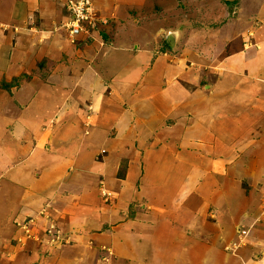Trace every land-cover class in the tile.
<instances>
[{
  "label": "rangeland",
  "instance_id": "1",
  "mask_svg": "<svg viewBox=\"0 0 264 264\" xmlns=\"http://www.w3.org/2000/svg\"><path fill=\"white\" fill-rule=\"evenodd\" d=\"M34 1L36 2L31 6L36 8L42 3V7L36 8L37 11L28 23H22L13 15L14 1L0 0V151H4L3 155L7 157L3 158L6 160L3 166L8 165L6 168H0V258L2 256L9 259L6 264H30L29 261L32 260H28V257L30 251H34L36 263L48 261L47 264H55L54 261H57L56 264H72L67 256L61 255L58 251L63 246L74 244V235L83 233L85 229L58 213L53 205L45 202L47 200L41 202L37 200L38 197L32 195L36 193L32 192L34 189L32 186L24 190L22 184L17 193L14 191V189L17 191L14 184L18 186L17 182L19 183L24 176V174H15V168L20 167L16 171L27 168L29 164L25 159L28 158L29 152L24 150L23 153L22 149L18 153L16 148L8 145V141L11 144L12 138L21 135L20 126L23 125L22 123L25 124L27 116L37 121V116L32 113L37 107L41 109L37 126L27 119L31 125L23 126L22 132L25 131L26 136H29L28 132H32L29 129L33 126L37 131L46 130L48 133L47 129H52L57 124L52 110L61 111L64 98L65 100L69 98L74 102L73 105L77 104L76 108L85 110L86 120L87 117H92V113L88 115L86 113L87 110L90 112L86 104L89 92L79 88L78 80L85 72L88 76L89 73L93 74L88 69H92L95 64L86 55L93 53L96 48L110 46L115 32L118 31V37L130 38L129 45H125L129 47V53L133 52L134 40L140 42L144 39L148 47L152 43L150 41H153L158 43V47L149 53L156 56L161 52L167 64L175 65L178 61L184 60L185 63L191 64L192 74L197 75V72L199 74L196 85L183 83L179 86L176 90L178 92L175 91L176 93L171 96L170 109L162 111L156 106L152 110L155 113L156 109V114L163 116L161 120H164L165 125L176 124L178 119L183 122V126L185 122L187 123L184 126L186 131L182 137L183 141L176 145L177 147L173 144L164 147L161 145V147L162 155L165 156L168 155L169 149L171 152L175 150L182 152L185 155L184 164L186 162L192 166L187 169L186 167L175 169L172 164L174 162L171 161L172 165L165 169L170 174L161 172L162 176L157 178V181L160 179L158 182L161 183V179L165 176L176 181L174 186L171 185L165 190L168 197L182 184L177 194L180 198L185 197L186 189L190 187L191 190L193 187L183 185L188 180L193 182L196 180L195 163L198 167L205 165L213 183V192L209 201L211 203L214 201L213 206L205 207L213 210L212 207L220 205L223 208L219 214L211 215L213 212L207 214L206 210L205 212L201 210L205 208L203 206L191 209L196 206L195 201L189 199L191 197L186 198V204L190 202L194 204L184 210L195 212L196 215L192 217L195 218L193 224L187 226V223H190V213L185 218L176 214V218H182L184 222L174 221L172 225L170 224L171 229L178 224H185L186 232L182 234L188 235V232L193 230L191 235H195L197 229L196 236L200 239L203 233L211 236H215L216 233L221 234V239L213 248L216 260L224 257L229 259V264H244L249 262L250 258L258 261L255 256L263 245L261 239L264 240V80L254 79L248 75V72L245 74L247 76L238 77L234 74L222 80L225 73L222 61L224 56L234 52L235 48H241L242 39L244 44L250 45L256 42L259 47L264 48V0H91L98 19L92 22L86 20L85 30L77 37H70L66 28H62L69 15L65 6L68 0ZM241 5L242 11L238 13ZM239 14L244 18V22L238 17ZM231 18L235 22L230 20ZM46 19H49V22L46 23ZM226 20L234 23L228 29L224 26ZM140 26L146 27L145 31ZM152 28L155 29L151 31ZM237 29L242 30L241 38H239L241 32L237 34ZM168 38L173 40L172 46L168 44ZM19 43L23 46L18 47ZM253 49L245 52L246 55L242 60L244 63L246 61H248L246 64L252 63ZM77 50H86L87 54L84 55L89 64L69 61L72 55L79 56ZM15 52L21 60L19 67L16 65L18 57L15 58L17 55ZM179 65L183 67L184 64ZM202 70L207 72V77L201 76L205 75ZM230 71L234 72L231 69ZM12 75L15 78L11 79ZM3 76L8 79H4ZM89 81L90 79H87V85ZM49 84H53L54 90ZM20 86V94L15 95L14 92H10L11 87H14L13 91ZM68 87L74 90L70 95L64 91ZM232 87L236 89L233 90ZM5 90L7 96L3 99ZM247 90L252 91L253 94L248 93ZM200 94L198 98L208 97L207 103L210 105L209 117L206 120L204 117L207 115L200 113L206 110L205 107L199 109L195 105L194 95L197 97ZM240 96H244L243 99H239ZM4 100H7L5 105L8 106L2 105L6 103ZM132 105H134L133 101H129V109ZM135 105L144 107L140 102H136ZM193 105V109L200 110L195 115L194 110H191ZM148 117L147 113L141 115L130 111L129 135H138L137 133L145 128L144 124ZM98 119L99 117H96V120L92 118L88 122L89 125L92 126L93 121ZM194 121H198L197 125H190ZM107 134L109 135V132ZM1 140H6V149L5 145H1ZM116 142L117 150L118 147L120 149L118 150L119 169L116 176L118 178L126 176L124 173L128 162L136 166V172H139L143 164L139 150L143 149L142 144L137 140H131L127 143V148L124 142ZM136 144L140 146L139 149H135L138 148ZM145 146L147 145L144 144L143 147ZM157 147L156 145L153 149ZM104 151L101 150L100 155L107 152L106 150L102 153ZM126 154L129 155V159ZM182 156H179V160H182ZM183 161L179 164L182 165ZM131 175L129 173L126 180V185L130 188L135 185L130 184ZM205 177L208 178L203 174L199 181L203 183ZM4 180L9 181V184H5ZM128 191L125 198L119 200L120 204L128 206L124 210V215L133 216L135 212L148 216L153 210L148 209L144 205L146 203L140 201L135 202L137 206L131 203L129 210V199L134 197L136 189ZM18 194L19 197L16 198L15 195ZM100 194L101 199L106 203L110 201L111 195L114 197L118 193L114 191L111 194L102 188ZM186 196H189V192ZM35 201L37 204L33 203ZM153 201L160 206L156 200ZM121 207L119 206V209L123 210L124 208ZM257 232L261 236L254 239L252 235L254 233L257 235ZM106 249H103L104 253H107ZM244 253L247 259L242 260ZM25 257L28 263L24 261ZM195 264H200V260L196 259Z\"/></svg>",
  "mask_w": 264,
  "mask_h": 264
},
{
  "label": "crops",
  "instance_id": "2",
  "mask_svg": "<svg viewBox=\"0 0 264 264\" xmlns=\"http://www.w3.org/2000/svg\"><path fill=\"white\" fill-rule=\"evenodd\" d=\"M13 1V15L22 23H28L37 11L36 8L42 7V3L38 4L36 8L31 6V4L36 2L34 0ZM241 8L242 5L239 7L238 13L242 11ZM238 17L242 21L244 20L241 14ZM239 18H237L238 21H240ZM230 20L235 22L232 18ZM45 22H49V19H46ZM225 22L224 26H227V29L230 25L234 24L231 21L229 22V20ZM140 27L145 31L146 27ZM154 29L152 28L151 31ZM240 32L239 38L242 36V30L237 29V34ZM118 36L119 33L116 31L113 36L114 38L110 42V46L96 48L93 53L86 55L95 64L91 67L92 69H88L93 74L89 73L90 76H88L85 72L79 77L77 85L85 92H89L86 104L89 106L90 112L87 110L86 113L87 115L92 113V117L89 116L86 120V117H84L85 110L76 108L77 104L73 105L74 102H71L69 98L66 100L64 98L62 101L64 108L62 107L61 110L63 112L52 110L53 118L57 124L52 129L48 128V133L46 130L37 131L36 127L33 126L29 129L32 131L28 132L29 136H26L25 131L22 132L23 126L27 127L31 124L37 126L38 123L36 122L41 117L39 112L41 109L37 107L32 112L34 116H37V121L27 116L26 121H24L25 124L22 123L23 125L20 126L21 130L19 132L21 135L12 138L11 144L8 141V145L16 148L18 153L22 149L23 153L24 150L29 152L28 158L25 159V162L28 161L27 164H29L27 168H21L20 171H16L20 167L15 168V174H24V176L19 183L17 182L18 186L14 184V187L17 189V191L15 189L14 191L17 193L22 184L25 187L24 190L32 186L34 188L32 192H36L32 195H36L38 197L37 200L39 199L40 202L41 200H47L45 202L53 205L58 213L65 216L66 219L78 223L85 229L83 233L74 235V244L63 246L58 251L61 255L67 256L72 264H195L196 259L200 260V264H229V259L224 257L216 260L213 250L214 244L218 243L221 239V234L216 233L215 236H211L210 234L204 235L203 233L200 239V237L196 236V228L195 235H191L193 230L188 232V235H183L182 232H186L185 229L187 228L185 224H178L174 229L170 227V224L172 225L174 221L179 223L178 221H182V218L187 217L189 213L191 218L187 226L193 224L195 218L192 219V217L196 215L195 212L184 210L191 208L194 204L193 202L186 204V198L191 197L189 199L195 201L194 203L197 207L191 208L193 210L200 206H213L214 201L212 203L209 201L213 192V183L210 181L209 171L206 166L198 167L195 163L194 174L196 175V180L194 182L188 180L183 185L193 187L191 190L190 187L186 189V194L189 192V196L185 194V197L180 198L177 194V191L182 186L181 184L168 197L165 190L171 185L174 186L176 181H172L170 178H166V176L164 179H161V183L158 182L160 179L157 181V178L162 176L161 172L170 167L169 165L173 164L175 169H181L182 167H186L187 169L192 166L186 164V162L184 164L183 159L185 155L182 152L174 151V148L172 150L174 152H171V149H169L167 156L165 154L162 155V147L165 145L171 146V144L178 146L183 141L182 137L186 131L184 126L187 123L185 122L186 124L184 123L183 126V122L178 119L176 124L165 125L164 120H161L163 116L157 115L156 109L155 113L152 110L156 106L162 109V111L170 109L171 96L178 92L176 90L179 89V86L183 83L196 85L199 74L198 72L197 75L192 74L191 64L185 63L184 60L178 61L175 65L173 63L167 64L161 52L156 54V56L153 53H149L154 51L155 47H158V43H153V41H150L152 43L148 47L146 40L143 39L140 42L134 40L133 52L129 53V47H125V45H129L130 38L123 39ZM169 40L168 44L172 46L173 40L171 41L170 38ZM240 42L243 43L244 40L242 39ZM242 43L241 48L239 47L240 49L237 47L233 50L234 52L224 56L222 65L224 66L223 70H225V73L222 76V80L234 74L240 77L247 72L254 79L264 80V48L259 47L256 42H254L255 44L252 43L253 45ZM19 44L17 45L18 47L23 46V44ZM145 46L146 48L144 49ZM251 48H254L252 50L254 53V58L251 60L252 65L246 64L248 61L246 63L242 61L244 55H246L245 52H248L247 50ZM236 49L239 50L237 51ZM18 50L20 51V49ZM77 52H79V56L75 57L72 55L70 57L72 59L69 61L72 63L89 64L84 55V53L87 54L86 50H77ZM15 54H17L15 58H17L18 53L15 52ZM20 63L21 60L18 57L16 65L19 67ZM181 63L185 65H183L184 69L182 66H178ZM97 64H100V66ZM13 66L15 67V65ZM230 69L234 70V72L230 71ZM202 73L205 75L201 76L207 77L205 70H202ZM209 76L212 77L211 74ZM13 78L15 76L11 79ZM4 79H8V77H4ZM87 79H90L88 85L86 83ZM227 81L225 80V82ZM49 86L54 90L53 84H49ZM14 87L16 88L17 86ZM14 87L10 88V92H14L15 95L20 94L21 86L12 91ZM227 88H230V86H227ZM232 89L235 90L236 88L232 87ZM64 91L68 95L74 92L70 87ZM5 92L6 90L4 91L3 99L7 96ZM247 92L253 94L252 91L247 90ZM199 96L201 94L197 97L194 95L195 105L199 109L205 107L204 109L206 110H202L200 113L207 115L204 117L206 120L209 117L208 113L210 111V105L207 103L208 97H205V99L201 97L199 99ZM243 97L240 96L238 98L243 99ZM4 101L6 102L7 100ZM129 101H133L134 103L130 109ZM136 102H140L144 107L135 105ZM5 104L7 102L2 105ZM19 105L21 108V103ZM31 106L33 107V105ZM193 107L194 105L191 110H194L193 114L195 115L200 110L193 109ZM130 111L131 113H139L141 115L143 113L149 114L147 122L144 124L145 128L138 132L136 136L129 135ZM175 112L177 114L176 110ZM175 112L169 111V113ZM96 117H99V119L93 121V125L90 126L89 120H92V118L96 120ZM27 119L31 124L27 122ZM197 123L198 121H194L190 125L195 126ZM108 132L109 135L107 134ZM147 138L149 141L151 139V141H147ZM131 140H137L142 144V150L139 149L140 146L137 144L138 148H135L141 152V159H143L142 167L139 169V172H136V166L128 162V165L126 164L125 166L126 171L124 175L126 174V176L118 178L116 173L119 169L118 150L120 149L118 147L117 150L116 141L124 142L128 148L127 143ZM1 141V145H5L4 148L6 149V140ZM144 144L147 146L143 147ZM156 145L158 147L153 149ZM101 150H105L102 153H105L106 150L107 152L100 155ZM3 152L0 151L1 169L8 166H3L6 162V160H3L5 157ZM126 156L129 159V155L126 154ZM179 156L183 157L182 160H179ZM171 161L174 163L171 164ZM180 161H183L182 165L179 164ZM165 172L167 173V171ZM129 173L130 175L132 173V182L130 184H135L134 187L132 185V189L126 185ZM203 174H206L208 178L205 177L203 179L204 182L201 183L199 178ZM138 181H140L139 184H137ZM3 182L9 184V181L4 180ZM102 188H105L111 194L114 191L118 194L114 197L111 195L110 201L104 203L100 194ZM134 188L136 189V193L134 197L129 199V210L132 206L131 203L137 206L135 202L140 201L141 203H146L144 205L148 209L151 208L153 210L148 216L142 213L136 214L135 212L133 216L129 215L128 217L124 215V210L128 206L125 207V205L120 204L119 200L124 199L126 192L128 193V190H133ZM196 191L198 192L197 194ZM15 196L18 198L19 194ZM153 200L160 203V206ZM33 203H36V201ZM119 206H122L124 209L120 210ZM206 207L201 210L204 212L206 210L207 214L213 212L211 215L219 214V211L223 208L220 205L212 207L213 210H209ZM154 211L156 213H152ZM176 214H179L182 218H176ZM216 224L218 225V222ZM260 236L261 234L258 232L257 235L255 233L252 235L254 239L260 238ZM260 242L263 245L255 256L258 261L250 258L249 262H245L244 264H250V262L251 264H264V240L261 239ZM103 249H106L107 253H104L105 250ZM33 252L30 251L31 254L28 257V260H32L29 261L30 264H47L48 261L34 262ZM69 256L75 258H70ZM241 259H247L245 253ZM8 260L6 257L1 256L0 264H6ZM24 261L28 263L26 257ZM54 262L55 264L57 263V261Z\"/></svg>",
  "mask_w": 264,
  "mask_h": 264
},
{
  "label": "built area",
  "instance_id": "3",
  "mask_svg": "<svg viewBox=\"0 0 264 264\" xmlns=\"http://www.w3.org/2000/svg\"><path fill=\"white\" fill-rule=\"evenodd\" d=\"M66 3L69 15L62 28H66L70 37H77L85 30L86 20L92 22L98 19L91 0H68Z\"/></svg>",
  "mask_w": 264,
  "mask_h": 264
},
{
  "label": "water",
  "instance_id": "4",
  "mask_svg": "<svg viewBox=\"0 0 264 264\" xmlns=\"http://www.w3.org/2000/svg\"><path fill=\"white\" fill-rule=\"evenodd\" d=\"M168 40H169V38H168ZM170 41V40H169Z\"/></svg>",
  "mask_w": 264,
  "mask_h": 264
}]
</instances>
